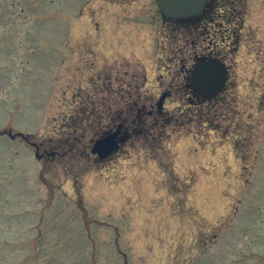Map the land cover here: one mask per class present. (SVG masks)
Segmentation results:
<instances>
[{"label": "rangeland", "instance_id": "rangeland-1", "mask_svg": "<svg viewBox=\"0 0 264 264\" xmlns=\"http://www.w3.org/2000/svg\"><path fill=\"white\" fill-rule=\"evenodd\" d=\"M109 1L0 0V264H264V0H224L213 100L186 88L192 44L164 41L153 0ZM165 92L125 125L142 133L90 154Z\"/></svg>", "mask_w": 264, "mask_h": 264}, {"label": "flooded vegetation", "instance_id": "flooded-vegetation-1", "mask_svg": "<svg viewBox=\"0 0 264 264\" xmlns=\"http://www.w3.org/2000/svg\"><path fill=\"white\" fill-rule=\"evenodd\" d=\"M231 1L234 4H236L237 0H231ZM109 2H112V1H109ZM224 2H225L224 0H206L205 7L199 14L190 16L187 18H183V19H178V20L168 19V18L163 17L155 5V11L157 12V16L159 17V20H160V29L158 30L160 31L161 34H164L166 36L163 38L164 41L168 40L167 30L171 27V30L178 32V33L185 34L186 36L185 39H187L186 44L188 45L192 44V53L189 55V60L186 62H182L181 64V73H182L181 75H182V78L186 81H188L189 73L192 67H194L200 62L207 61V60H213L217 63H220L223 66V68L226 70V75H227V80H228L229 74H228L227 67L225 66L223 62L219 60L220 59L219 57L217 58L216 51L211 50L212 46L214 48V46L218 44L217 39H219L221 42H224L225 40L228 41V39L230 38L229 32L226 29H223L224 25L227 24V26H230L232 23L231 20H228L229 15L227 13V7ZM143 16L144 15L138 14L137 17L140 20H137V21H134L135 18H132L129 16L131 23L129 24L128 22V27H129L128 33L130 31H133V32L136 31V35H137V32L140 30V27L146 26V24L143 23L144 21H142V19H144ZM218 18H219L218 20L219 22L216 21ZM221 29H223V31ZM0 33H1V29H0ZM223 33H225V36L224 37L220 36ZM217 34H220L219 38H217ZM136 43L139 44V48L141 49H143L146 45V44L140 45L138 41ZM132 44L133 42L130 45L131 47H133ZM134 48H136L135 45H134ZM207 50L209 51L207 52ZM191 92H192V96L197 98L198 100L208 99L205 96H202L193 90ZM221 93L209 99L213 100L216 97L220 96ZM167 95L169 96L170 94H167ZM134 107L136 108L135 109L136 114H135V118L133 119H128L127 116L121 117L120 115L121 111H118L119 116L117 118L118 119L117 127L118 125H121V128L119 129L120 132L118 134V137H121L122 135H127L128 138H130L133 135L142 133L141 129H138V130L133 129L131 132H129V129H128L129 127L125 125H129V124L139 125L143 122L142 118L150 117L154 114H158V115L161 114V110L158 111L156 109V106H155V111H154L153 106H150L149 108H147L144 104H142L139 108H137L136 103L134 102L133 107H131L129 111L133 110ZM35 147H37L38 150L40 149V145H35Z\"/></svg>", "mask_w": 264, "mask_h": 264}, {"label": "water", "instance_id": "water-1", "mask_svg": "<svg viewBox=\"0 0 264 264\" xmlns=\"http://www.w3.org/2000/svg\"><path fill=\"white\" fill-rule=\"evenodd\" d=\"M163 15L168 18H182L198 14L204 7L205 0H156ZM223 72L215 64H202L191 75V86L201 94L213 95L223 84ZM115 133L97 140L92 152L100 158L108 156L117 149ZM122 140V139H121Z\"/></svg>", "mask_w": 264, "mask_h": 264}]
</instances>
